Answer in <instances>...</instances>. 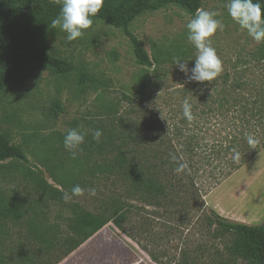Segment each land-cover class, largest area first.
Listing matches in <instances>:
<instances>
[{
  "label": "trees",
  "instance_id": "trees-1",
  "mask_svg": "<svg viewBox=\"0 0 264 264\" xmlns=\"http://www.w3.org/2000/svg\"><path fill=\"white\" fill-rule=\"evenodd\" d=\"M203 2L103 0L101 10L91 17L92 20L122 30L142 70L136 80L135 97L125 96L134 105L124 115L118 114L115 105H103L106 114L90 123L93 131L85 136L75 158L68 151L64 152V136L59 134L61 156L57 157L53 170H49L55 185L45 179L42 171L28 170L26 175L30 181L24 186L22 196L13 193L10 199L2 202L0 222L9 219L26 228L20 235L19 244L11 248L17 258L16 264H60L109 224L135 242L154 263L166 264L161 261L160 253L144 245L140 236L133 233L137 229L144 232V227L152 225L149 221L137 228L139 205L163 206L169 210L175 205L176 196L180 201L190 197L189 186L185 184L190 178L188 169L177 174L175 168L186 163L192 143L189 139L195 141V137L190 138L184 130L183 126L190 123L184 116L182 126L166 128L161 124L156 127L149 110L138 107V102L146 97L148 85L152 86L151 75L158 76L163 72V66L172 64L175 57L171 54L165 58L163 54L150 57L143 43L132 33L131 25L144 14L171 6L193 18L196 10L202 9ZM261 2L264 4V0ZM60 9L61 4L56 0H0V100L8 88L27 76L34 66H42L57 76H72L82 90H98L106 85L84 68L49 53V41L63 32L51 25ZM256 53L257 63L264 67V41ZM231 63V71H226L220 79L183 91L186 98L192 94L188 98L195 117L191 122L195 124L201 118L202 121L205 119V124L212 126L214 122L219 127L222 138L216 142V147L226 163L218 181H226L264 150V83H251L241 80L242 76L236 77V61ZM99 97L104 103L103 96L100 94ZM181 113L183 115V109ZM96 129L102 130L99 142L93 139ZM249 134L257 141L254 146L247 143ZM174 141L183 146L181 151L174 147ZM237 152L238 160L234 159ZM8 161L29 165L23 150L0 133V163ZM89 162L94 163L90 169L86 167ZM67 163L71 169L69 174L59 176L55 173L60 169L68 171ZM86 175L91 178L88 184H85ZM103 179L109 181L111 192L95 196L98 204L95 213L77 203L64 201L63 195L71 192V185L94 188L95 181ZM179 191L181 194L178 195ZM56 206L66 208L68 215L59 214L53 218ZM207 224L215 227L223 237L231 238V244L226 247L227 259L215 260L213 264H264V223L249 226L211 211ZM10 255L11 252L6 257ZM180 257L179 264H194L189 260L188 252L181 251ZM7 258H1L0 264H7ZM173 262L168 264H177Z\"/></svg>",
  "mask_w": 264,
  "mask_h": 264
},
{
  "label": "rangeland",
  "instance_id": "rangeland-1",
  "mask_svg": "<svg viewBox=\"0 0 264 264\" xmlns=\"http://www.w3.org/2000/svg\"><path fill=\"white\" fill-rule=\"evenodd\" d=\"M227 2L228 0H204L202 7L217 12L216 18L223 24L210 37L212 47L222 61V71L215 79L203 83L188 82L173 63L164 65L163 72L158 76L151 75L152 86L148 85L146 97L138 102V107L149 110L156 127L161 124L166 128L172 125L182 126V104L192 96L190 93L186 98L184 92L220 79L226 71H231V62L236 61V77L242 76L241 80L251 83H264V67L256 59V52L262 41H254L228 15ZM191 18L184 11L171 6L138 17L132 23L131 31L143 43L150 57L163 54L165 58L171 54L172 57L187 60L188 67L191 68L197 55L194 45L187 39L186 24ZM66 36L67 33L62 32L50 40L49 53L84 68L106 85L98 90H82L72 76H57L42 66H34L27 76L8 88L5 97L0 100V133L8 136L13 145L23 150L29 165L18 161L0 163V205L10 199L13 193L22 196L24 186L30 181L26 175L28 170L42 171L45 179L55 185L49 170H53L57 157L61 156L59 134L65 136L70 128L90 133L93 131L90 123L97 122L106 114L103 105H115L119 115L129 113L134 105L125 96L135 97L138 90L136 80L142 70L137 65L133 47L122 30L93 21L90 28L84 30L82 37L69 42ZM100 94L104 103L100 101ZM149 104H152L151 108L148 107ZM183 127L190 138L195 137V141L189 139L192 143L186 159L190 178L185 180V184L189 186L190 197L180 201L176 196L174 208L169 210L163 206L148 208L140 204L137 228L144 222L152 221V225L144 227V232L137 229L133 233L140 236L144 245L160 253L163 263L174 261L173 263L179 264L181 251H185L188 252L191 263L213 264L215 260L227 259L226 247L231 244V238L223 237L215 227L207 224V216L211 211L217 212L214 207L218 206L208 205L206 197L213 195L212 200L217 202V193H211L224 184L221 197L224 202L226 198L229 199L232 211L225 213L216 209L221 212V216H232L233 211L236 215V173L226 181H218L224 172L226 161H222V155L216 147V142L222 138L216 123L213 122L210 126L205 124V119L202 121L199 118L195 124L190 122ZM173 145L178 151L182 150L183 146L178 141H174ZM93 164L89 162L86 167L90 169ZM251 166L246 172L264 167V151ZM67 167L68 171L60 169L55 173L59 176L69 174L70 164L67 163ZM84 178L85 184L91 181L87 175ZM109 187L107 179L95 181L94 196L89 194L90 187H87L83 188V195L72 196L68 202L77 203L85 210L95 213L98 208L95 196L109 195ZM67 193L71 195L70 191ZM59 214L65 217L68 210L56 206L52 217ZM263 223L264 221L261 224ZM0 226V260L7 258V253L11 252L7 264H16L17 258L12 254L11 248L19 244L26 228L9 219L0 222ZM161 252L166 255L163 256Z\"/></svg>",
  "mask_w": 264,
  "mask_h": 264
},
{
  "label": "clouds",
  "instance_id": "clouds-1",
  "mask_svg": "<svg viewBox=\"0 0 264 264\" xmlns=\"http://www.w3.org/2000/svg\"><path fill=\"white\" fill-rule=\"evenodd\" d=\"M61 4L60 13L51 21L53 28L59 27L67 33L66 39L71 42L84 35V30L93 24L91 17L96 16L102 8L103 0H56ZM228 15L256 42L264 41V4L261 0H228L226 4ZM218 13L205 9H197L193 18L186 24L187 39L197 50L194 66L189 68L187 60L174 58L173 64L182 72L188 82L203 83L215 79L222 71V61L212 47L210 37L223 27L222 21L217 19ZM149 108L152 104L148 105ZM183 116L189 122L194 120L192 105L186 99L182 104ZM162 117V115H161ZM163 118V117H162ZM86 132L77 128H70L64 136L65 149L75 158L77 150L85 141ZM102 130L93 132V139L100 141ZM247 143L254 146L257 141L249 134ZM235 151V150H234ZM176 157L173 156V160ZM234 159H239L237 152ZM187 169L186 163H180L175 168L177 174ZM85 189L74 185L71 195L64 193L63 199L68 202L72 196H81ZM90 195H95V188L88 189Z\"/></svg>",
  "mask_w": 264,
  "mask_h": 264
},
{
  "label": "crops",
  "instance_id": "crops-1",
  "mask_svg": "<svg viewBox=\"0 0 264 264\" xmlns=\"http://www.w3.org/2000/svg\"><path fill=\"white\" fill-rule=\"evenodd\" d=\"M261 153L236 172V215L233 211L232 216H221V212L216 209L219 208L225 213L232 211L228 204L229 199L226 198L224 202L221 197V189L224 184L219 186L216 192L214 190L211 193H217V202L212 200L213 195H207L206 203L217 205L218 207H213L221 217L233 219L236 223L249 226H258L264 221V167L246 172L259 159ZM60 264L156 263L136 243L121 233L114 225L109 224Z\"/></svg>",
  "mask_w": 264,
  "mask_h": 264
}]
</instances>
